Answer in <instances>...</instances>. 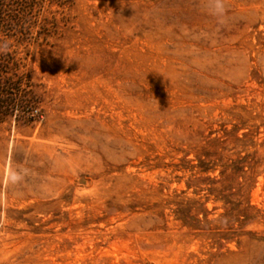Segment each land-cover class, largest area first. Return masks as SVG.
<instances>
[{
    "label": "rangeland",
    "instance_id": "rangeland-1",
    "mask_svg": "<svg viewBox=\"0 0 264 264\" xmlns=\"http://www.w3.org/2000/svg\"><path fill=\"white\" fill-rule=\"evenodd\" d=\"M221 2L0 0V264H264V0Z\"/></svg>",
    "mask_w": 264,
    "mask_h": 264
},
{
    "label": "trees",
    "instance_id": "trees-1",
    "mask_svg": "<svg viewBox=\"0 0 264 264\" xmlns=\"http://www.w3.org/2000/svg\"><path fill=\"white\" fill-rule=\"evenodd\" d=\"M10 27L0 22V120L13 115V110L7 105L8 98L4 94L14 86H21L23 80L27 79L24 65L13 48L11 40H14V34ZM24 41L22 36L17 40L19 44Z\"/></svg>",
    "mask_w": 264,
    "mask_h": 264
},
{
    "label": "clouds",
    "instance_id": "clouds-1",
    "mask_svg": "<svg viewBox=\"0 0 264 264\" xmlns=\"http://www.w3.org/2000/svg\"><path fill=\"white\" fill-rule=\"evenodd\" d=\"M223 11H224L223 3L221 2V0H216V3L214 4V12H215V14H217V15L222 14ZM20 178L21 177H19V176H14L13 177L14 180H18Z\"/></svg>",
    "mask_w": 264,
    "mask_h": 264
}]
</instances>
